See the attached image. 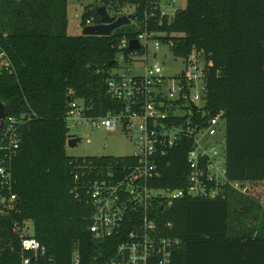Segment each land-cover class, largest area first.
Returning a JSON list of instances; mask_svg holds the SVG:
<instances>
[{
	"label": "trees",
	"instance_id": "obj_1",
	"mask_svg": "<svg viewBox=\"0 0 264 264\" xmlns=\"http://www.w3.org/2000/svg\"><path fill=\"white\" fill-rule=\"evenodd\" d=\"M131 15L134 24L108 37L68 36L67 0H0V49L11 73L0 75L5 116L22 121L21 144L12 163V208L0 205V264H21L14 227L30 222L32 237L45 249L30 264H105L117 238L97 240L89 227L93 208L85 194L75 198L73 176L97 177L100 167L133 163V158L66 155V114L78 101L89 117L119 112L122 103L106 93L108 73L117 67L123 40L154 34L174 58L202 52L206 67L204 111L222 113L228 177L264 184V0H186L172 18L161 15V0H92ZM130 5L133 13L121 12ZM97 9L82 16L99 24ZM70 97V102L67 98ZM185 140L161 159L152 187H185ZM82 167V168H80ZM155 205V204H154ZM158 232L181 240L172 264H264V208L229 192L225 199H178L159 210ZM171 224V229L166 228Z\"/></svg>",
	"mask_w": 264,
	"mask_h": 264
},
{
	"label": "built area",
	"instance_id": "obj_2",
	"mask_svg": "<svg viewBox=\"0 0 264 264\" xmlns=\"http://www.w3.org/2000/svg\"><path fill=\"white\" fill-rule=\"evenodd\" d=\"M161 15L166 14L161 10ZM88 25H93L92 19L86 21ZM135 40L140 49L130 51L127 57L119 53L117 67L105 81L107 95L124 108L105 116L89 117L82 103L74 101L66 114V122L75 125L85 124L109 133L119 127L125 137L135 131L136 151L124 157L133 158L134 162L100 167L95 178L76 171L72 192L75 198L84 193L93 208L89 227L93 238L101 241L117 238L115 251L105 264H172V253L182 242L159 234L153 213L155 205L162 210L178 199H225L229 192H235L256 200L264 208V198L258 196L261 194L256 197L252 191L254 184L257 189H264V184L228 177L222 113L208 117L204 111L207 61L203 53L193 51L181 59L184 62L181 72L166 77L159 63H147L149 46L153 45V56L159 51L160 42L155 35L144 33ZM128 42L123 40L120 48L128 49ZM138 56L144 58V64L137 60ZM140 69L142 72L137 74ZM6 72H12L11 64L0 49V75ZM21 122L13 116H4L0 131V205L7 208H12L16 200L12 192V163L21 144ZM70 138L74 137L69 135ZM185 140H191L186 154L185 187L176 190L152 187L161 176V159ZM29 225L26 221L22 227H14L22 253L30 255L22 256L21 264H30L32 258L45 252L28 234ZM171 227L166 225L168 229ZM73 264H78L77 254Z\"/></svg>",
	"mask_w": 264,
	"mask_h": 264
},
{
	"label": "rangeland",
	"instance_id": "obj_3",
	"mask_svg": "<svg viewBox=\"0 0 264 264\" xmlns=\"http://www.w3.org/2000/svg\"><path fill=\"white\" fill-rule=\"evenodd\" d=\"M186 0H161L160 9L169 17L172 18L176 11L185 8ZM103 5L99 1L92 0H67V35L78 36L82 34L84 26L82 25V16L88 10L98 9ZM108 9V14L112 16L114 9ZM121 12L127 14L133 13V7L130 5L122 8ZM134 24V21L131 20ZM149 55L147 57V63L152 65L157 62L162 67V74L166 77H173L177 75L184 68V62L179 58H174L170 52L169 46L165 44L159 45V51L156 55L153 49V45L149 46ZM137 60L144 64V58L137 57ZM143 66V65H141ZM142 70H138L136 73L140 74ZM134 73V74H136ZM68 134L74 138L79 139L76 147H66V155L73 158H88V157H125L131 156L136 151L135 146V131L132 136L125 137L122 130L118 127L116 132L109 133L104 129H94L91 126L85 124H72L67 121ZM89 140L90 143L86 141ZM253 193L259 197L264 198V189H257L255 184L252 187ZM256 197H254L256 199ZM28 234H33L32 224L28 227Z\"/></svg>",
	"mask_w": 264,
	"mask_h": 264
},
{
	"label": "water",
	"instance_id": "obj_4",
	"mask_svg": "<svg viewBox=\"0 0 264 264\" xmlns=\"http://www.w3.org/2000/svg\"><path fill=\"white\" fill-rule=\"evenodd\" d=\"M96 13L100 19L99 24L88 25L83 28L82 36H93V37H108L115 29L130 24L132 20L131 15L122 17L110 16L105 6H102L96 10ZM129 51H136L140 49V45L137 40L133 39L128 42ZM70 97L67 98V102H70ZM5 116V106L0 102V131L2 121ZM79 139L70 138L66 142V147H76Z\"/></svg>",
	"mask_w": 264,
	"mask_h": 264
}]
</instances>
